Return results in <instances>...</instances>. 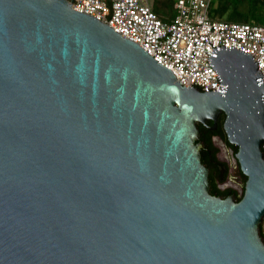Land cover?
<instances>
[{
    "label": "water",
    "instance_id": "1",
    "mask_svg": "<svg viewBox=\"0 0 264 264\" xmlns=\"http://www.w3.org/2000/svg\"><path fill=\"white\" fill-rule=\"evenodd\" d=\"M211 48L202 92L70 0H0V264H264V83ZM220 111L237 202L200 161Z\"/></svg>",
    "mask_w": 264,
    "mask_h": 264
},
{
    "label": "built area",
    "instance_id": "2",
    "mask_svg": "<svg viewBox=\"0 0 264 264\" xmlns=\"http://www.w3.org/2000/svg\"><path fill=\"white\" fill-rule=\"evenodd\" d=\"M210 2L174 0V15L163 17L149 0H70L73 9L137 43L183 86L217 92L219 81L207 61L217 45L250 53L264 83V25L210 19Z\"/></svg>",
    "mask_w": 264,
    "mask_h": 264
},
{
    "label": "flooded vegetation",
    "instance_id": "3",
    "mask_svg": "<svg viewBox=\"0 0 264 264\" xmlns=\"http://www.w3.org/2000/svg\"><path fill=\"white\" fill-rule=\"evenodd\" d=\"M224 117L220 111L215 122L207 119L205 123H196L198 130L200 126L207 128L203 132L199 130L200 161L207 169L208 192L221 199L231 197L237 202L242 196L246 176L236 157L237 147L229 143L224 131ZM260 151L264 159V141L260 144ZM262 222L259 233L264 243Z\"/></svg>",
    "mask_w": 264,
    "mask_h": 264
},
{
    "label": "trees",
    "instance_id": "4",
    "mask_svg": "<svg viewBox=\"0 0 264 264\" xmlns=\"http://www.w3.org/2000/svg\"><path fill=\"white\" fill-rule=\"evenodd\" d=\"M167 1L170 0H153L152 9L160 16H165L164 8ZM172 7L174 0H171ZM209 18L248 22L259 25H264V0H211L209 6ZM205 126H200L199 130L206 131ZM259 225V229H260Z\"/></svg>",
    "mask_w": 264,
    "mask_h": 264
},
{
    "label": "rangeland",
    "instance_id": "5",
    "mask_svg": "<svg viewBox=\"0 0 264 264\" xmlns=\"http://www.w3.org/2000/svg\"><path fill=\"white\" fill-rule=\"evenodd\" d=\"M150 3L153 2V0H149ZM165 4V8H164V15L163 17H172L174 15V9L172 7V3H171V0L170 1H167ZM224 20H228V18H223ZM262 229L264 230V221L262 222Z\"/></svg>",
    "mask_w": 264,
    "mask_h": 264
}]
</instances>
